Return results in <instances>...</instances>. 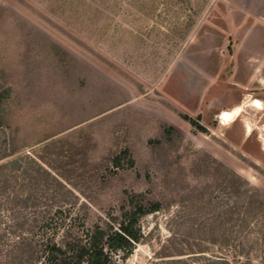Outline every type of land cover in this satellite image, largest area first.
Masks as SVG:
<instances>
[{"label":"rangeland","instance_id":"rangeland-1","mask_svg":"<svg viewBox=\"0 0 264 264\" xmlns=\"http://www.w3.org/2000/svg\"><path fill=\"white\" fill-rule=\"evenodd\" d=\"M253 97L264 0H0V186L27 200L16 226L0 214V264L24 234L63 244L157 201L110 264H264Z\"/></svg>","mask_w":264,"mask_h":264},{"label":"trees","instance_id":"trees-1","mask_svg":"<svg viewBox=\"0 0 264 264\" xmlns=\"http://www.w3.org/2000/svg\"><path fill=\"white\" fill-rule=\"evenodd\" d=\"M191 121L198 125L194 120ZM199 127L204 129L202 126ZM123 158H127L131 166L134 164L129 149H125L115 158V165L120 166ZM18 185L19 179L15 177L14 180L7 179L0 186V214L6 212L8 214L6 217H11L10 224L15 222L14 226H16V220H26L23 217L22 210L25 209L24 206L26 205L24 204L27 200L23 201L24 197L20 193ZM251 201L253 200L251 199ZM262 203H264V200L261 201ZM132 204L130 209L124 210L120 218H114L116 223L107 222L106 227L94 224L92 228L85 231L84 236L67 240L63 244L51 239L49 236H39V239L35 240L24 234L22 244H25L28 241L27 239L30 243L26 244L21 251L23 264H110L111 253L118 251L130 253L134 248V244L142 239L140 219L162 208L161 203L158 201L146 205L134 202ZM262 215L264 216V212ZM253 219L252 207H248L244 215V221L247 225H250L253 223ZM47 224L48 221L43 220V230ZM44 233L47 232L44 231ZM223 263L230 264L228 260Z\"/></svg>","mask_w":264,"mask_h":264},{"label":"crops","instance_id":"crops-1","mask_svg":"<svg viewBox=\"0 0 264 264\" xmlns=\"http://www.w3.org/2000/svg\"><path fill=\"white\" fill-rule=\"evenodd\" d=\"M251 105L253 106V107H255V109H257V110H262L263 108H264V102L260 99V98H257V97H253L252 98V103H251ZM238 106H241V108L243 109V111H244V108H243V106L241 105V104H238V105H235V106H233V107H231V108H229V109H222L221 110V112H220V119H221V122L223 123V124H225V125H229V124H231V123H233V122H235L241 115H242V113H243V111L238 115H236L235 116V118L232 120V121H230V122H228V123H224L223 122V120H222V118H221V115H222V113L224 112V111H229V110H234L236 107H238ZM247 125L249 126V129L247 130V132L249 133V134H251L252 132H253V129H252V126H251V124L248 122L247 124H246V128H247Z\"/></svg>","mask_w":264,"mask_h":264}]
</instances>
